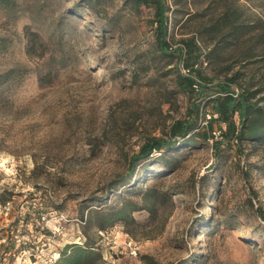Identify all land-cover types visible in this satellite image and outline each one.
<instances>
[{"label": "rangeland", "instance_id": "obj_1", "mask_svg": "<svg viewBox=\"0 0 264 264\" xmlns=\"http://www.w3.org/2000/svg\"><path fill=\"white\" fill-rule=\"evenodd\" d=\"M164 2L170 56L155 48L151 5L0 2V264H54L85 241L92 264H264V134L221 140L216 119L204 136L207 106L189 140L129 167L185 118L174 76L187 39L204 96L233 76L264 108V0Z\"/></svg>", "mask_w": 264, "mask_h": 264}, {"label": "trees", "instance_id": "obj_2", "mask_svg": "<svg viewBox=\"0 0 264 264\" xmlns=\"http://www.w3.org/2000/svg\"><path fill=\"white\" fill-rule=\"evenodd\" d=\"M93 0H86L91 5ZM135 6L151 5L154 8V33L155 48L162 55H171L170 45L166 40L167 34V6L164 0H131ZM7 5L10 0H0ZM232 29V28H230ZM201 55V50L193 39H187L183 42V49L178 51L176 58L182 62V67L186 70L184 74H175L174 84L179 92H182L187 99L185 118L174 121L169 127L168 138L151 136L141 143L138 151L129 158V167L133 168L134 164L143 158H147L153 150H164L178 145L177 137L182 142L191 138L195 129L200 128V121L207 106L212 109L216 117L210 116L206 121V129L202 134L208 135V125L213 120L221 121L225 128L220 131L221 140H253L255 137L264 134V108L255 106L252 100V92L243 87L240 91L235 92L231 85L235 83L233 76L225 77L223 80L214 84L217 88L214 94L205 95L203 89L207 88L206 82L210 78L202 76L199 68L195 67L196 61ZM236 115L238 124L233 116ZM206 116V115H205ZM220 141H215L213 145L218 146ZM127 208L123 207L111 213L97 224V228L102 230L106 227L107 220H124ZM88 240V239H87ZM100 254L96 251L95 246L90 241H85L83 245L77 243L67 244L59 253V257L54 264H92L100 260Z\"/></svg>", "mask_w": 264, "mask_h": 264}, {"label": "built area", "instance_id": "obj_3", "mask_svg": "<svg viewBox=\"0 0 264 264\" xmlns=\"http://www.w3.org/2000/svg\"><path fill=\"white\" fill-rule=\"evenodd\" d=\"M183 72L186 73V70H184ZM210 116L216 117V114L215 113L206 114V117L209 118ZM127 246H128V249H129V253L134 255L136 253V248L134 246H132L131 242H129L127 244Z\"/></svg>", "mask_w": 264, "mask_h": 264}]
</instances>
